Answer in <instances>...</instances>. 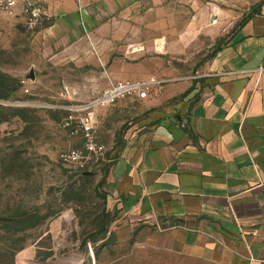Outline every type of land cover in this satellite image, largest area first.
I'll return each instance as SVG.
<instances>
[{
  "label": "rangeland",
  "instance_id": "374dc122",
  "mask_svg": "<svg viewBox=\"0 0 264 264\" xmlns=\"http://www.w3.org/2000/svg\"><path fill=\"white\" fill-rule=\"evenodd\" d=\"M263 3L78 5L72 24L82 26L80 49L36 39L53 17L30 28L23 17L0 13V264H77L76 257L82 264H158L143 248L152 230L110 206L106 183L123 144L119 136L148 111L143 100L129 96L115 104L94 102L110 85L132 81L135 72L154 81L150 96L190 84ZM118 102L122 112L113 108ZM88 116L93 141L104 146L101 155L86 149L82 122ZM72 151L78 161L66 159Z\"/></svg>",
  "mask_w": 264,
  "mask_h": 264
},
{
  "label": "crops",
  "instance_id": "0c3cea01",
  "mask_svg": "<svg viewBox=\"0 0 264 264\" xmlns=\"http://www.w3.org/2000/svg\"><path fill=\"white\" fill-rule=\"evenodd\" d=\"M34 1L54 18L36 39L80 49L78 5L105 0ZM194 80L139 99L148 113L119 136L108 203L150 227L152 262L264 264V3Z\"/></svg>",
  "mask_w": 264,
  "mask_h": 264
},
{
  "label": "built area",
  "instance_id": "2783aa9c",
  "mask_svg": "<svg viewBox=\"0 0 264 264\" xmlns=\"http://www.w3.org/2000/svg\"><path fill=\"white\" fill-rule=\"evenodd\" d=\"M25 17L27 25L30 28L36 27L39 22L47 17L43 7L34 0H0V13L15 16L18 12ZM154 81H126L117 84H112L107 87L94 102L95 105L101 104H115L119 99L126 96L135 97L137 99L145 98ZM83 130L85 132L88 143L86 149L90 153L103 154L104 146L97 145L94 141V131L91 119L86 117L82 122ZM67 160L78 161L79 154L72 151L66 156ZM90 257L93 259V250L89 247Z\"/></svg>",
  "mask_w": 264,
  "mask_h": 264
},
{
  "label": "trees",
  "instance_id": "16d2710c",
  "mask_svg": "<svg viewBox=\"0 0 264 264\" xmlns=\"http://www.w3.org/2000/svg\"><path fill=\"white\" fill-rule=\"evenodd\" d=\"M260 8H261V6H260ZM260 8L257 10L256 13H259V12H260ZM256 13H254V14H256ZM254 14H251V15L248 16L246 19H244V20L242 21V23L240 24L239 28L242 27L243 25H245L246 22L249 20V18H250L252 15H254ZM189 92H190V91H188V92H186L185 94L181 95V96H180L178 99H176V100H183V99H185V98L187 97V95L189 94ZM174 100H175V99H174Z\"/></svg>",
  "mask_w": 264,
  "mask_h": 264
},
{
  "label": "bare ground",
  "instance_id": "6f19581e",
  "mask_svg": "<svg viewBox=\"0 0 264 264\" xmlns=\"http://www.w3.org/2000/svg\"><path fill=\"white\" fill-rule=\"evenodd\" d=\"M93 258H94V256H93ZM75 259H76V263L77 264H82L81 259L79 257H76ZM61 264H71V263H69V262H62Z\"/></svg>",
  "mask_w": 264,
  "mask_h": 264
}]
</instances>
